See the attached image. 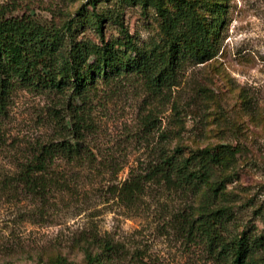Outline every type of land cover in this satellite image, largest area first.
I'll return each instance as SVG.
<instances>
[{
	"label": "rangeland",
	"instance_id": "374dc122",
	"mask_svg": "<svg viewBox=\"0 0 264 264\" xmlns=\"http://www.w3.org/2000/svg\"><path fill=\"white\" fill-rule=\"evenodd\" d=\"M89 1L0 0V9L45 25L76 17L83 29L77 39L97 42L94 12L105 41L123 29L139 50L166 42L150 3L97 0L94 10ZM189 1L204 16L206 2L221 5L212 57L185 60L175 83L158 95L134 76L94 93L88 154L78 162L55 159L44 174L51 184L40 195L29 193L18 174L34 147L73 140L55 118L65 100L23 89L11 94L0 111V264H59V256L86 264L83 239L92 234L112 242V255L90 246L104 264H228L208 249L202 225L219 208L228 231L259 240L246 261L264 257V0ZM161 5L173 13L167 0ZM219 145L237 153H223L207 183L182 190L146 183L132 204L118 199L124 180L146 173L157 146L169 152L178 146L187 157Z\"/></svg>",
	"mask_w": 264,
	"mask_h": 264
},
{
	"label": "trees",
	"instance_id": "16d2710c",
	"mask_svg": "<svg viewBox=\"0 0 264 264\" xmlns=\"http://www.w3.org/2000/svg\"><path fill=\"white\" fill-rule=\"evenodd\" d=\"M141 1L155 8L160 31L166 39L162 46H154L149 52L137 49L123 29L116 40L105 41L102 17L94 12V22H89L98 35L97 42L77 39L83 29L79 30L82 25L78 26L80 20L77 22L76 17L60 26L45 25L24 15L20 18L6 16L0 9V111H6L7 101L17 90L56 95L65 102L64 113L55 118L60 119L58 123L73 139L49 140L31 149V157L25 160L18 174L29 193L40 195L49 187L50 180L45 179L44 174L55 159L78 162L88 154L85 136L94 124L88 105L90 97L98 90L134 76L158 95L175 83L185 60L199 64L212 57L221 17L218 2H206L201 8L207 14L204 16L196 9V3L189 0H167L172 4L173 13L162 7L163 0ZM96 3L97 0H90L88 5L95 10ZM82 10L79 8L75 16H82ZM68 116L70 128L66 122ZM156 148L146 173L129 176L118 188L120 201L132 204L142 195L146 183L159 184L168 190L196 188L199 183L210 180L223 153H237L231 146L219 145L196 149L184 157L178 146L171 152L163 146ZM193 222V217L186 218L190 228H194ZM202 225L208 249L216 258L229 260L228 264H264V257L259 261H246L251 247L260 242H251L244 233L228 231L226 211L222 208L207 213ZM83 241L86 264H104L100 254L91 251V245L103 255L115 253L112 242L97 234L89 235ZM57 259L59 264H66L62 256Z\"/></svg>",
	"mask_w": 264,
	"mask_h": 264
}]
</instances>
